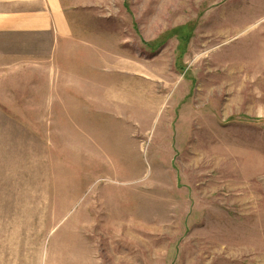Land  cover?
<instances>
[{
    "label": "rangeland",
    "instance_id": "obj_1",
    "mask_svg": "<svg viewBox=\"0 0 264 264\" xmlns=\"http://www.w3.org/2000/svg\"><path fill=\"white\" fill-rule=\"evenodd\" d=\"M0 35V264H264V0H60Z\"/></svg>",
    "mask_w": 264,
    "mask_h": 264
},
{
    "label": "crops",
    "instance_id": "obj_2",
    "mask_svg": "<svg viewBox=\"0 0 264 264\" xmlns=\"http://www.w3.org/2000/svg\"><path fill=\"white\" fill-rule=\"evenodd\" d=\"M69 29L60 0H0V35L48 32L57 38Z\"/></svg>",
    "mask_w": 264,
    "mask_h": 264
}]
</instances>
